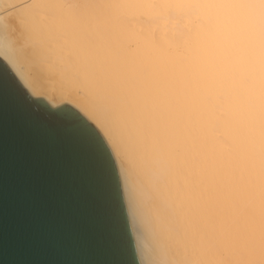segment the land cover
Masks as SVG:
<instances>
[{
    "label": "bare ground",
    "instance_id": "obj_1",
    "mask_svg": "<svg viewBox=\"0 0 264 264\" xmlns=\"http://www.w3.org/2000/svg\"><path fill=\"white\" fill-rule=\"evenodd\" d=\"M11 18L25 90L111 152L140 264H264V0H0Z\"/></svg>",
    "mask_w": 264,
    "mask_h": 264
},
{
    "label": "water",
    "instance_id": "obj_2",
    "mask_svg": "<svg viewBox=\"0 0 264 264\" xmlns=\"http://www.w3.org/2000/svg\"><path fill=\"white\" fill-rule=\"evenodd\" d=\"M0 62V264H140L114 159L80 121L93 127L33 99L1 45Z\"/></svg>",
    "mask_w": 264,
    "mask_h": 264
},
{
    "label": "snow or ice",
    "instance_id": "obj_3",
    "mask_svg": "<svg viewBox=\"0 0 264 264\" xmlns=\"http://www.w3.org/2000/svg\"><path fill=\"white\" fill-rule=\"evenodd\" d=\"M21 7L26 8L28 7V4L27 3L22 4ZM19 31H20V27L15 18H11L7 20L6 25L0 24V35L14 38L16 34L19 33ZM0 68H3L2 62H0ZM80 123L84 128L85 132L94 140L98 153H100L102 158H104L109 164H111L112 163L111 154L108 152L104 141L97 136L94 130L89 129L83 121H80Z\"/></svg>",
    "mask_w": 264,
    "mask_h": 264
}]
</instances>
